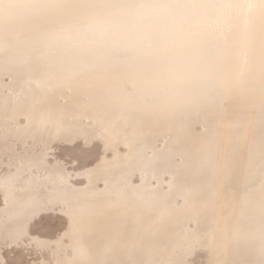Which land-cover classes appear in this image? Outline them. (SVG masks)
Returning <instances> with one entry per match:
<instances>
[{"label": "bare ground", "instance_id": "1", "mask_svg": "<svg viewBox=\"0 0 264 264\" xmlns=\"http://www.w3.org/2000/svg\"><path fill=\"white\" fill-rule=\"evenodd\" d=\"M0 264H264V0H0Z\"/></svg>", "mask_w": 264, "mask_h": 264}]
</instances>
